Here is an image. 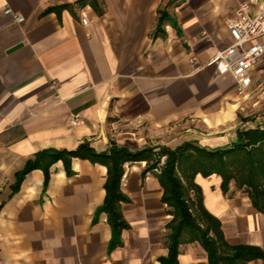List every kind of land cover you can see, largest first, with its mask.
Segmentation results:
<instances>
[{
    "label": "crops",
    "instance_id": "0c3cea01",
    "mask_svg": "<svg viewBox=\"0 0 264 264\" xmlns=\"http://www.w3.org/2000/svg\"><path fill=\"white\" fill-rule=\"evenodd\" d=\"M95 3L0 0V264H161L169 253L172 215L156 173L143 177L145 161L125 165L122 190L130 201L121 209L129 227L116 244L100 210L107 168L73 158L68 176L58 161L45 190L35 169L14 192L16 174L36 152L85 141L98 153L186 141L212 150L263 123L264 116L243 122L240 115L246 95L264 87V56L246 94L232 77L218 76L212 60L233 43L226 18L244 3L257 12L261 0ZM159 10L167 13L161 26ZM196 181L226 241L259 248L263 257L249 264H264V211L233 181L227 192L217 174ZM179 250L180 264H208L198 242Z\"/></svg>",
    "mask_w": 264,
    "mask_h": 264
},
{
    "label": "trees",
    "instance_id": "16d2710c",
    "mask_svg": "<svg viewBox=\"0 0 264 264\" xmlns=\"http://www.w3.org/2000/svg\"><path fill=\"white\" fill-rule=\"evenodd\" d=\"M90 2L93 6L96 5V0ZM159 13L158 26H161L167 13L165 10H159ZM73 158L87 159L107 168L104 184L106 195L100 210L107 214L114 237L112 243L121 244V232L129 227L121 209L122 203L130 201L122 190L125 165L145 161L143 177L162 163L161 172L156 176L163 188L162 202L168 206V213L172 215L166 225L169 253L159 259L161 264H180V245L194 242H198L206 251L208 264H249L252 259L263 257V252L257 247L231 245L226 241L220 220L204 205L203 191L196 177L219 175L224 192L229 190L233 181L236 190L246 192L252 204L263 212L264 120L256 128L238 130L237 139L228 147L212 150L190 141L175 148L163 146L156 150L154 147H147L136 152L112 146L108 152L98 153L87 141L72 150L43 149L36 152L34 158L29 159L16 174L14 192L26 175L35 169L43 171L45 190L50 181L51 168L58 161L63 162L66 174L71 176Z\"/></svg>",
    "mask_w": 264,
    "mask_h": 264
},
{
    "label": "built area",
    "instance_id": "2783aa9c",
    "mask_svg": "<svg viewBox=\"0 0 264 264\" xmlns=\"http://www.w3.org/2000/svg\"><path fill=\"white\" fill-rule=\"evenodd\" d=\"M4 12L13 14L17 23L25 19L21 14H14L10 8H6ZM82 23L87 25L88 19L82 18ZM225 24L233 38V43L217 52L212 59L216 74L232 77L238 93L246 94L253 85L252 70L264 56V0H261L259 10L255 13L250 12V4H241L226 18ZM189 61L195 66L198 62L196 57H191ZM195 68L197 69L198 66ZM78 121V117H75L71 123L76 125ZM163 161L164 157L162 163ZM161 164L148 174L160 173Z\"/></svg>",
    "mask_w": 264,
    "mask_h": 264
},
{
    "label": "rangeland",
    "instance_id": "374dc122",
    "mask_svg": "<svg viewBox=\"0 0 264 264\" xmlns=\"http://www.w3.org/2000/svg\"><path fill=\"white\" fill-rule=\"evenodd\" d=\"M263 83V82H257V84ZM258 85H256L257 87ZM258 90H255L254 92L250 93L249 95H246V101L247 106L245 110L243 111L242 115H240V118L244 122L245 120L252 118V121L255 120L256 117L264 116V87L257 88ZM242 96V95H241ZM254 102H257L254 105ZM261 120V119H260ZM250 124H254L252 122ZM259 121V120H258ZM249 126V125H247Z\"/></svg>",
    "mask_w": 264,
    "mask_h": 264
}]
</instances>
